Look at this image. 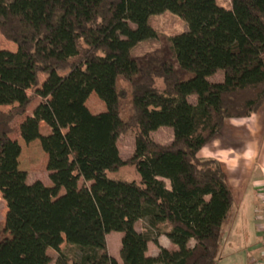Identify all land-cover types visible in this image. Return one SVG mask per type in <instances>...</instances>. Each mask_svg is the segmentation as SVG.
Wrapping results in <instances>:
<instances>
[{
    "label": "trees",
    "instance_id": "1",
    "mask_svg": "<svg viewBox=\"0 0 264 264\" xmlns=\"http://www.w3.org/2000/svg\"><path fill=\"white\" fill-rule=\"evenodd\" d=\"M164 12L187 32L133 55L157 38L149 17ZM0 32L16 45L0 49V106H11L0 109V264H215L233 198L223 165L197 153L226 120L264 104V0H0ZM92 93L104 104L95 114ZM36 99L18 133L46 154L51 185L27 182L21 142L9 138ZM163 126L168 145L151 138ZM128 129L126 162L117 140ZM127 164L138 181L110 178ZM111 232L122 234L120 262L108 252Z\"/></svg>",
    "mask_w": 264,
    "mask_h": 264
},
{
    "label": "crops",
    "instance_id": "2",
    "mask_svg": "<svg viewBox=\"0 0 264 264\" xmlns=\"http://www.w3.org/2000/svg\"><path fill=\"white\" fill-rule=\"evenodd\" d=\"M197 156L216 159L223 165L233 198L215 264H264V249L254 211L260 204L257 188L264 182V104L248 117L226 120L221 133L202 147ZM164 181L169 188V181ZM108 235V252L120 262L109 250ZM158 244L174 249L163 235L158 237ZM157 253L158 247L149 242L146 254L155 256Z\"/></svg>",
    "mask_w": 264,
    "mask_h": 264
},
{
    "label": "rangeland",
    "instance_id": "3",
    "mask_svg": "<svg viewBox=\"0 0 264 264\" xmlns=\"http://www.w3.org/2000/svg\"><path fill=\"white\" fill-rule=\"evenodd\" d=\"M217 4L224 7H231V0H216ZM149 23L157 32V38L147 39L138 43L134 48H132L131 52L133 55H142L144 53L150 52L159 48L162 43H164L165 39L174 34H181L187 32V24L182 19H180L177 15L172 14L170 12H164L158 15L150 16ZM0 49L15 51L16 45L13 42L8 41L0 32ZM45 76L41 74L39 76L40 83L43 81ZM222 79V72H217L215 76L210 78V81H219ZM124 84L122 83L121 86ZM157 85L158 80H157ZM33 91L30 89L28 93ZM193 97H190V100H193ZM38 99L34 100L30 106L28 107L26 113L22 116H18L12 124L13 133L9 136V138L13 140H18L21 142V154L19 157V168L24 170L27 173V182H34L39 180L43 182L45 185H51L48 171L46 170V161L47 156L44 152H42L40 145L37 141L31 142L29 144H25L19 137L18 126L19 123L23 120L25 115H31L33 108L37 105ZM86 106L92 113H98L104 110L103 102L94 94H90L86 100ZM11 106H0L2 111H8ZM39 130L41 133L46 134L49 132V129L46 127L44 123L39 124ZM152 140L159 145H168L173 140V131L172 128L168 126H163L155 130L151 133ZM117 147L119 150V154L122 160L129 162L134 154L135 147V129H128L124 132L120 133L117 140ZM205 160L204 158H200ZM111 179L116 180H126L131 181L139 180L138 173L135 171L133 166L127 164L122 166L117 173H113L109 175ZM262 184V183H261ZM260 184V185H261ZM258 193V188H257ZM259 196V194H258ZM261 203L255 207V217L258 213V209H260ZM6 212V205L4 200L0 194V239L4 236L3 227H4V216ZM144 226L142 221L137 222L136 228L141 230ZM165 238L166 236L163 235ZM167 238V237H166ZM121 233L119 232H111L107 237V242L109 246V250L112 254L117 256L118 260L120 257L118 254V248L121 247ZM168 239V238H167ZM169 240V239H168ZM170 241V240H169ZM154 244V243H153ZM153 246V245H152ZM49 255L55 258L56 253L52 249H48ZM50 264H55L52 261Z\"/></svg>",
    "mask_w": 264,
    "mask_h": 264
},
{
    "label": "built area",
    "instance_id": "4",
    "mask_svg": "<svg viewBox=\"0 0 264 264\" xmlns=\"http://www.w3.org/2000/svg\"><path fill=\"white\" fill-rule=\"evenodd\" d=\"M259 200L261 203L260 209L256 215L258 228L261 236L262 246L264 249V182L258 187ZM264 255V250H263Z\"/></svg>",
    "mask_w": 264,
    "mask_h": 264
}]
</instances>
